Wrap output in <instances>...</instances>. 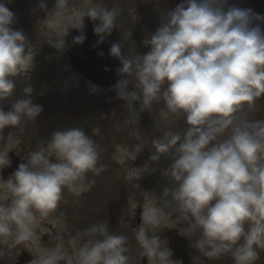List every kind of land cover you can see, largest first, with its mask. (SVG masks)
<instances>
[{
  "label": "clouds",
  "instance_id": "9594fccd",
  "mask_svg": "<svg viewBox=\"0 0 264 264\" xmlns=\"http://www.w3.org/2000/svg\"><path fill=\"white\" fill-rule=\"evenodd\" d=\"M68 3L56 0L55 14ZM227 5L228 0H185L143 41L149 52L125 56L114 43L110 55L121 62L117 71L129 78L119 81L115 90L128 103L131 123L138 118L132 109L137 100L141 112H151L153 103L162 99L163 118L185 119L183 135L167 133L153 139L150 159L171 157L168 171L176 187L170 195L191 229L199 230L196 246L209 259L231 254L234 264H255L258 249H264V120L237 114L254 109L257 99L264 97V30L254 23L264 21V16ZM118 16L115 7H91L75 18L72 28L83 33L84 17L99 21L94 33L103 43ZM14 22L15 14L0 2V103L14 95V78L29 64L27 39L12 28ZM85 38L81 34L73 42L81 44ZM130 80L136 82L139 95L129 91ZM24 93L28 98L16 100L9 111L0 107V138L4 129L21 128L43 111L30 98V86ZM98 147L79 128L55 131L27 163H20L3 185L11 201L0 204V244L10 237L14 244L29 239L37 219L34 211L47 217L65 189L76 196L90 190L94 181L86 182L88 174L101 171ZM9 165L8 156L0 153V169ZM142 220L135 236L144 255L150 264H171V254L159 237L149 235L148 229L160 223L158 210L147 207ZM83 236L88 239L76 250L75 261L67 264H129L127 237L110 233L107 224H94ZM62 260L59 249H53L41 253L36 264Z\"/></svg>",
  "mask_w": 264,
  "mask_h": 264
},
{
  "label": "rangeland",
  "instance_id": "374dc122",
  "mask_svg": "<svg viewBox=\"0 0 264 264\" xmlns=\"http://www.w3.org/2000/svg\"><path fill=\"white\" fill-rule=\"evenodd\" d=\"M21 1L23 6L15 14L12 28L21 30L27 39L29 64L24 73L14 78V95L0 103V107L7 112L16 100L28 98L24 88L30 86L33 103L44 107L38 117L45 119L47 115L48 120L49 117L52 118L50 122L44 123L37 117L21 128L4 129L0 138V153L8 155L13 152L27 161L29 155L46 143L55 131L64 130L63 120L72 121L71 125H78L99 146L97 168L101 171L99 175L88 174L86 182L94 183L90 190L79 196L65 189L58 207L47 217L42 218L34 211L37 219L33 235L15 244L10 237L8 243L0 244V264H8L22 250H26L28 254H39L43 251L41 235L52 230L53 235L60 239L57 249L64 257L75 260L76 250L84 243L78 240L79 232L75 230L78 226H84L86 220H91V226L95 224L94 221L99 220V223L108 225L110 233L133 238L132 246H129L130 243L126 244L129 264H142L146 255L136 240L137 231L128 229L135 227L138 210L142 209L143 213L147 207H155L160 214L159 225L148 230L149 235L160 234L162 248L168 250V241L162 238V233L167 228L178 229L181 235L192 242L194 235H200V232L191 229L190 223L182 218L176 202L171 198L170 193L176 187L168 171L171 157L163 155L157 162L150 159L155 151L152 147L153 139L162 138L167 133L183 135L188 127L183 124L184 117L170 116L165 119L160 115L163 105L156 108L152 105V110L160 117L159 122L155 126H143L138 122H150L147 116L149 111L145 110V114L138 110L137 106L141 101L137 100L132 102V109L138 113V118L136 123H131L127 101L120 104L108 98L105 88L92 84L72 68L64 52L63 34L72 29L79 14L86 13L91 7L111 9L119 1L69 0L67 7L59 14H55L56 0ZM184 2L185 0H123L124 8L116 19V26L105 38L110 42L109 37L121 36L119 44L125 56H142L150 51V47L143 43L150 38L149 32L157 30L167 13ZM42 3L44 8L40 7ZM231 6L251 9L264 16V0H228L226 7ZM254 23L264 30V21ZM135 83L130 80L129 91L134 90L139 95ZM154 103L164 104L162 99ZM86 109L89 110L88 115L81 116ZM237 115L249 120H264V97L257 99L254 109L245 108L244 113ZM60 125L63 128L61 130L58 129ZM177 125L180 129H177ZM138 126L139 132L135 130ZM41 128L40 132L30 135L31 130ZM6 180L0 176V204L4 205L11 201V194L3 187ZM142 225L143 220L140 226ZM261 250L263 249H258L259 258ZM200 263L234 264L231 254L212 260L203 256ZM255 264H260V259Z\"/></svg>",
  "mask_w": 264,
  "mask_h": 264
},
{
  "label": "water",
  "instance_id": "95a60500",
  "mask_svg": "<svg viewBox=\"0 0 264 264\" xmlns=\"http://www.w3.org/2000/svg\"><path fill=\"white\" fill-rule=\"evenodd\" d=\"M99 21H92L89 17H84L83 33L80 30L72 28L68 31L64 39V52L72 68L91 82L106 89L107 97L120 104L124 100L118 97L116 85L119 81L127 79L121 75L117 69L122 67L118 58L110 55V48L113 45L105 37L103 43H98L100 37L94 33V26ZM83 34L86 38L83 43L75 44L73 38ZM103 53V55H101ZM8 158L10 165L4 167L2 178L7 179L8 175H13L20 163L27 161L20 159L13 152L9 153ZM142 209L138 210V221L135 227L141 225ZM156 236H160L156 233ZM162 238L168 241V251L170 252V260L173 264L177 261L180 264H196L195 249L191 240L179 232L176 228H167L162 233ZM18 264H26L32 261V257L28 253L20 256ZM61 264H67L61 261ZM142 264H148L147 259H143Z\"/></svg>",
  "mask_w": 264,
  "mask_h": 264
},
{
  "label": "trees",
  "instance_id": "16d2710c",
  "mask_svg": "<svg viewBox=\"0 0 264 264\" xmlns=\"http://www.w3.org/2000/svg\"><path fill=\"white\" fill-rule=\"evenodd\" d=\"M119 1V3H115L114 4V7H116L118 10H119V13L121 14V12H122V10H123V8H124V4H122V1L123 0H118ZM0 2H4V3H6V6L9 8V10L10 11H12L14 14H16V13H18L21 9H22V6H23V4H22V1L21 0H0ZM119 4V5H118ZM156 32V30H154L153 29V31L152 32H149V37H151V35L152 34H154ZM106 36H108V35H106ZM110 38V42H112L113 44L114 43H120V38H121V36H114V37H109ZM121 50H122V48H121ZM122 54H123V50H122ZM140 104H139V106H137V109L138 110H140V106H141V102H139ZM160 105H163V107H164V104H158V103H153V107L154 108H156V106H160ZM44 108V107H43ZM89 112V110L88 109H86L85 111H82V113H81V116L82 115H84V116H86V115H88L87 113ZM143 112H145V111H143ZM145 114H147L146 112H145ZM76 115H79V114H76ZM75 115V116H76ZM147 116H149V119H150V122H146V123H144V122H138L139 124H142L143 126H148V124H151L152 126L154 125L155 126V124H157L158 122H159V116L151 109V112L149 111L148 112V114H147ZM51 118L52 117H49V120H48V118H47V115L45 116V119H43V118H39L38 117V120L40 121H42V122H44V123H48V122H50V120H51ZM180 118V117H179ZM182 118V117H181ZM53 120V119H52ZM72 122V121H71ZM71 122H69V121H64L63 120V125H64V130H67V129H70V128H80L78 125H71L70 123ZM183 124H184V126L186 125V123H185V120H184V122H183ZM149 127H151V126H149ZM63 128H61V125L59 126V130H61V129H63ZM138 129H140V127L138 126V128H135V130H137L138 131ZM177 129H180L179 128V126L177 125ZM42 130V128L39 130H37V129H33V130H31L32 132L30 133V131L28 132V136H29V133H30V135L31 134H35L37 131L38 132H40ZM142 131H145V130H141V132ZM139 132V131H138ZM200 238V235H194V237H193V239H192V243H193V247H194V249H195V263L197 264V263H200V262H202V257L204 256L203 255V253L200 251V249L196 246V241L198 240ZM204 258L206 259L207 257L206 256H204ZM209 259V258H208ZM260 264H264V249L263 250H261V253H260ZM212 260V259H211ZM201 264V263H200Z\"/></svg>",
  "mask_w": 264,
  "mask_h": 264
},
{
  "label": "flooded vegetation",
  "instance_id": "af4514ba",
  "mask_svg": "<svg viewBox=\"0 0 264 264\" xmlns=\"http://www.w3.org/2000/svg\"><path fill=\"white\" fill-rule=\"evenodd\" d=\"M3 170H4V168H2L1 170H0V176H2V173H3ZM12 175L11 174H9L8 175V177H7V180L11 177ZM6 180V181H7ZM91 220H86L85 222H84V226H78V227H76V230H75V232L77 231V232H79V234H78V236L80 237V238H78V240L79 241H81V242H84L86 239H88V237H84L83 236V233H84V230H86V229H88V228H90L91 227V224L89 223ZM94 223L95 224H98L99 223V220H96V221H94ZM139 227H141V226H138V227H133V228H130V229H128V230H133V231H137L138 229H139ZM54 234V232H53V230L51 231V232H49V233H43L42 235H41V241H42V243H41V245H42V248H43V251L42 252H40L39 254H31L30 252H29V255L32 257V261L31 262H29V263H26V264H36V261H37V259H38V256L41 254V253H43V252H47V251H51V250H53V249H57L58 247H59V245H60V239L58 238V237H56L55 235H53ZM156 235V234H155ZM158 237H160V236H158ZM134 239H135V237H134ZM75 241H77V240H75ZM132 241H133V238H130V237H127V245L130 243V245L129 246H132L133 245V243H132ZM24 253H27L26 252V250H22L19 254H18V256L16 257V258H14V259H10L8 262V264H18L19 263V259H20V256H22ZM144 258L145 259H147V261H148V257L147 256H144ZM143 258V259H144ZM143 259H142V261H143ZM68 260H73V262L75 261L74 259H72L71 257H64V260H62V261H68Z\"/></svg>",
  "mask_w": 264,
  "mask_h": 264
}]
</instances>
